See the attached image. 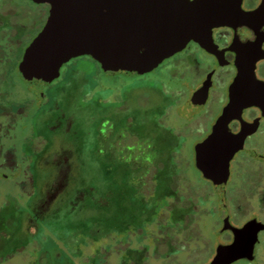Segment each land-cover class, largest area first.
<instances>
[{
	"label": "rangeland",
	"instance_id": "1",
	"mask_svg": "<svg viewBox=\"0 0 264 264\" xmlns=\"http://www.w3.org/2000/svg\"><path fill=\"white\" fill-rule=\"evenodd\" d=\"M49 16L48 4L0 0V20H9L6 29H11L16 22L26 28L18 39L20 41L9 40L12 54L7 56L13 58L8 67L11 73L0 78V217L1 220L13 218L16 221V227H5L0 223V264H29L32 260L34 264H117L118 257L125 255L124 245L138 246L135 234L138 227L144 238L142 244L151 246L156 215L151 211L142 222H136L135 218L123 219L124 210L120 208L131 209L129 199L125 195L116 205L114 198L128 189L124 184L125 177L119 170L109 172L110 166L96 153L100 146L97 137L100 128L105 129V134L109 124L123 127L128 118L130 129L122 130L124 148L135 141L126 137L132 129L138 133L137 138L156 136L176 141L177 146L172 149L180 151L174 157L180 165L182 178L189 185L188 189L183 187V191L192 195L194 204L199 207L198 211H193L191 222L194 225L192 238L187 241L188 251L168 247L154 250L151 247L150 254L142 259L143 263L211 262L214 243L227 240L228 235L218 233V190L209 187L193 163V146L198 137L185 131V125L191 120L187 116H192L186 99L178 102L180 98L171 96V85L159 69L135 77L112 74L87 56L65 63L57 79L43 89L41 96L20 77L15 60H21ZM3 69L0 67L1 71ZM3 72L6 73L5 69ZM258 77L264 81V67ZM164 83L166 85L162 86ZM164 88L169 91V96ZM211 100L205 109L199 110L205 118L213 117L219 111V105ZM113 112L118 114L113 116ZM8 151L11 165L4 163ZM248 174L253 173L249 171ZM256 175L252 180L255 184L228 188L227 192L235 201L234 223H241L251 216L261 220L257 255L262 256L264 203L261 199L264 187L255 188L262 181L261 176ZM237 179L242 177L238 175ZM111 182L115 192L110 188ZM208 194L213 197L211 205V198L207 203ZM13 196L22 206L21 218L15 216L11 204L4 210L5 203L14 202ZM145 199L153 203L149 193ZM42 228L47 232L46 237L38 240L35 234ZM107 228L113 230V240H99L107 233ZM97 230L101 232L98 241L90 240L87 235ZM85 245H89L90 251L83 248ZM99 248L103 251L95 257ZM82 251L84 258H81ZM114 260L116 263L112 262ZM236 264L246 263L239 261Z\"/></svg>",
	"mask_w": 264,
	"mask_h": 264
},
{
	"label": "flooded vegetation",
	"instance_id": "2",
	"mask_svg": "<svg viewBox=\"0 0 264 264\" xmlns=\"http://www.w3.org/2000/svg\"><path fill=\"white\" fill-rule=\"evenodd\" d=\"M263 2L264 0H243L242 9L246 12H254ZM257 22L251 24L252 26L237 25L236 27L223 26L215 28L211 33L213 40H207L204 43L195 40L190 41L182 51L166 59L152 71L154 72L159 69L161 73L164 72L167 83L171 85L169 88L171 96L180 98L177 99L178 102L183 98L186 99L185 102L187 103L189 114L191 113L192 116H187V119L191 118V120L185 125V131L187 133L192 132L193 135L198 137L193 146V163L196 170L205 182L208 183L210 188L217 187L215 182L206 178L203 172L197 167L196 147L214 132V128L220 116L223 114L224 108L230 102V86L239 74L240 59L244 51L250 49L254 55H258L261 50H264V19ZM263 67L264 59H261L256 65L257 77ZM161 85L164 86L166 84ZM164 90L166 94L169 92L165 88ZM40 95L42 96L43 93ZM106 100L107 98H105ZM210 100L219 105V111L215 116L205 118L199 114V110L205 109ZM124 107L127 109V106L124 105ZM116 114L118 112H113V116ZM130 121V118H128L123 124L124 126L122 125L123 127H119L116 123L113 126L109 124L110 128L105 134L103 133L105 129L100 128V132L97 133L100 146L96 150V153L97 156L104 159L110 166L111 170L109 172L117 173L116 171L119 170L125 177L124 184L128 189H126V192L122 191V195L118 191L120 194L117 193L114 198L116 199V205L117 201L125 198V195L129 199L130 211L128 208L125 209L124 206L120 208L124 210L122 213L123 219L135 218L136 222H142L146 216L150 215L151 211L156 215L155 222H153L151 246L145 247L142 244L144 238L140 233V227H138L135 232L136 236H138V246L135 245L134 247L132 244L124 245L126 246L125 255L117 259V264H144L142 259L150 254L151 247L154 250H159L161 247H168L169 249L178 251H188L187 241L192 238L191 233L194 225L191 219L193 211H196L199 207L195 205L196 201L194 197L183 191V187L188 189L186 187L189 185L187 184V180L182 178L180 165L174 157L180 151V149L175 151L172 149L173 146H177L176 141L166 139L165 137L163 139L155 138L156 136L137 138L136 134L138 133L132 129L131 134H127L126 137L128 138L130 136L135 141L127 145V148H124L123 143L125 138L122 130L130 129ZM224 130L232 135H238L242 131L245 133L240 136L241 149L230 162V176L224 188L222 198L219 192H217L218 203L216 204V209L217 211L219 210L218 233L221 236L228 235V239L214 243V254L212 257L215 256L219 245L230 244L234 239L231 230H223L224 204H222V200L225 202V215L229 217V221L234 227L242 228L247 222L253 219H257L261 223V220L256 216H251L238 224L234 223L233 216L236 215L234 209L235 201L232 200L227 189L244 188L247 185L255 184L252 180L256 174L261 176L262 181L255 188L259 190L264 187L263 112L258 106L245 108L242 113V119H232L227 123V126H224ZM258 139L260 140L257 141ZM167 146H171V148H166ZM8 153L9 151L7 155H4V163L11 165L12 163L8 160L10 159ZM249 164L251 166L248 167ZM238 166L240 170H238ZM249 171L253 174H248ZM238 175L242 177L241 180L237 179ZM112 185L113 182L110 183V188L115 192ZM129 189L131 192L130 196H128L130 193L128 191ZM147 193L150 194L153 203L152 201H146L145 196ZM208 195L210 196V194ZM254 195L256 197L258 193L256 192ZM200 198L201 200L204 199V197ZM210 198L211 202H209ZM214 198L216 199L215 196ZM207 200V203L209 202V205H211L213 197L210 196ZM13 201L12 203H5L4 210L8 208L7 205L11 204L15 216L21 218L22 213L20 211L22 210V206L19 204L16 196H13ZM261 201L263 204L264 197H262ZM0 223H3L5 227L8 225L16 227V221L13 218L1 220L0 217ZM111 231L113 230L107 228V233L102 238L99 237L101 235L99 230L89 233L87 236L92 241H98L99 238V240H113ZM260 232L261 229L258 237ZM45 233H47L46 230L42 228L40 233L35 234V238L44 240L46 237ZM0 243H2L1 240ZM258 245L259 241L255 245L254 259H241L239 261L245 262L246 264H264V254L262 256L257 255ZM40 247H43V244ZM83 248L90 251L89 245H85ZM98 251L95 257L102 253L103 249L99 248ZM81 258H84L83 251ZM112 262L116 263V260ZM29 264H34L33 260Z\"/></svg>",
	"mask_w": 264,
	"mask_h": 264
},
{
	"label": "water",
	"instance_id": "3",
	"mask_svg": "<svg viewBox=\"0 0 264 264\" xmlns=\"http://www.w3.org/2000/svg\"><path fill=\"white\" fill-rule=\"evenodd\" d=\"M50 5L49 19L26 48L19 64L20 77L39 94L52 84L68 61L87 56L109 73L139 76L152 72L182 51L190 41L213 40L218 27L247 25L264 19V2L254 12L242 9L243 0H32ZM264 50L254 55L246 49L240 71L230 86V102L214 132L196 147L197 167L215 182L221 195L230 176V162L241 149L240 136L224 130L245 108L258 106L264 115V81L256 75ZM224 228L233 242L219 245L209 264H233L254 259L261 223L250 220L242 228Z\"/></svg>",
	"mask_w": 264,
	"mask_h": 264
},
{
	"label": "trees",
	"instance_id": "4",
	"mask_svg": "<svg viewBox=\"0 0 264 264\" xmlns=\"http://www.w3.org/2000/svg\"><path fill=\"white\" fill-rule=\"evenodd\" d=\"M33 3H35V2H33ZM15 16L19 17L20 15L16 14ZM8 24H9V20H6V21L0 20V67H3L5 69V72H6V73L3 72L4 69L2 71L0 70V78L1 79L3 78V76L6 78L8 76V74L11 73V71L8 72V67L11 66L10 63H11L13 58H10L7 56L9 53L12 54V52H11L12 49H10V47H9L11 42L9 40H16L17 41L18 39H20L21 35L23 34V32L26 29L25 25L23 26V24L21 22H16L15 26H10L11 29L7 30L6 28L8 27L7 26ZM18 41H20V40H18ZM22 59H23V57L21 58L20 61H22ZM20 61L15 60L18 67H19Z\"/></svg>",
	"mask_w": 264,
	"mask_h": 264
}]
</instances>
